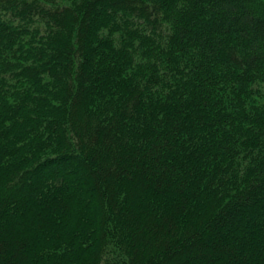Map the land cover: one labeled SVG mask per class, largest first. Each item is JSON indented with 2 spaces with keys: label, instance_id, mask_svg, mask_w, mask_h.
Masks as SVG:
<instances>
[{
  "label": "trees",
  "instance_id": "1",
  "mask_svg": "<svg viewBox=\"0 0 264 264\" xmlns=\"http://www.w3.org/2000/svg\"><path fill=\"white\" fill-rule=\"evenodd\" d=\"M0 264H264V0H0Z\"/></svg>",
  "mask_w": 264,
  "mask_h": 264
}]
</instances>
